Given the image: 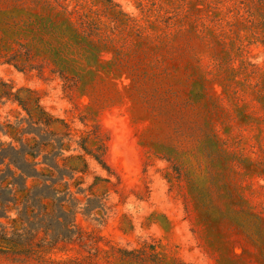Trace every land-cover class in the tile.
Segmentation results:
<instances>
[{
	"label": "rangeland",
	"instance_id": "1",
	"mask_svg": "<svg viewBox=\"0 0 264 264\" xmlns=\"http://www.w3.org/2000/svg\"><path fill=\"white\" fill-rule=\"evenodd\" d=\"M33 1L0 0L10 16L0 23V78L39 91L72 134L34 127L0 100V130L13 124L41 141L0 135V201L10 205L0 204V230L8 212L42 245L98 230L102 246L158 238L192 264H264V27L249 0H112L121 21L102 0ZM50 5L59 35L22 48L15 21ZM77 154L89 162L82 192L52 204L47 185L73 183L61 159ZM88 248L59 241L43 259L0 264H60Z\"/></svg>",
	"mask_w": 264,
	"mask_h": 264
},
{
	"label": "trees",
	"instance_id": "2",
	"mask_svg": "<svg viewBox=\"0 0 264 264\" xmlns=\"http://www.w3.org/2000/svg\"><path fill=\"white\" fill-rule=\"evenodd\" d=\"M102 1L107 3L111 7V9H113V19L115 21H121V14L125 13L119 9L120 5L112 0ZM33 2L35 3V6H44L48 4L47 3L41 5V0H34ZM263 8L264 0H249V15L252 16L253 19L258 20V24L261 27H264V17L262 15ZM7 9H9V6H7ZM2 11L3 10H1L0 8V13ZM34 12H36V14H27L21 19L15 21L16 26L14 25V27L12 28L13 30H15L13 32V34L16 35L15 41L20 46H22V48L24 47L26 49H29L32 45H35V43L36 45H47L48 43H51L53 38H56L59 35V31H61L60 28H58V20L54 18L53 12H55V10L51 5L43 9L34 8ZM63 16L65 17V15ZM9 17L10 16L8 15H5L3 17L0 15V23L3 21L5 22V19H8ZM87 23L91 22L88 21ZM81 27L91 28L90 26L85 25H81ZM94 27H98V25H95ZM18 28L27 29V32L22 31L23 34H20ZM0 32L6 33L2 29H0ZM10 32H12V30ZM105 42L111 41L108 40ZM61 74L64 76V78L67 77L65 70L62 71ZM1 99H8L12 100L14 103H17L22 111L26 114V121L34 127H38L40 129H51V127L59 126L58 130L57 128L53 129L55 134L62 133V135L65 136L72 134L66 133L65 129H68L69 125L64 119L56 117L47 110L46 106L42 103V95L35 89H31L29 87H21L19 89H15L12 84L7 83L2 78H0V100ZM21 129L23 132V128ZM2 134L9 136L16 142H20L22 140H25L27 142L34 141L35 144L32 147L41 146V141L37 137L21 138L19 135V128L13 124H2L0 135L2 136ZM26 134L31 135L36 133L34 131H28L26 132ZM42 145L48 146L49 144L43 143ZM5 154L6 153H0V161L3 159ZM34 154L37 156L43 153H30L29 155L34 159ZM93 156L99 161L100 164L104 165L100 156L95 155L94 153ZM61 160H63L66 166H69L73 183L69 184L68 182H62V178L60 177L58 178V180L50 182L47 187H53L54 193L52 198L45 199H49L52 204H65L73 202L74 190L78 189V193L82 192L80 185L83 184V181L82 177L78 174H86L89 171V162L86 159V155L77 154L64 157L62 156ZM1 165H3L2 162H0V166ZM8 165L11 167L15 164L11 160ZM16 168L20 175H24L25 177L28 176V173L24 169L17 166ZM47 175L50 177L55 176L52 172ZM101 181L105 180L101 179ZM92 187L93 186H91L87 190L89 192L92 191ZM21 192H26L27 194L29 193V191L25 189H22ZM61 195L65 196L68 199H63ZM0 204H4L5 207L10 206L9 203H6V201H4L3 199L0 201ZM1 216L3 219L8 221L9 227L8 229L3 227L0 230V256L13 257L15 259L37 258L38 260H40L44 258V255L51 252L50 248L56 247L59 241H67L69 243L78 242L80 246L85 245L89 248L86 249V252L84 253L80 252V256L69 258L65 261L60 262V264H192L186 262L179 256L172 255L169 252L168 247L163 243L161 239L158 238L138 241L135 246H124L120 243L106 244L105 246H102L100 243L101 241H103V236L101 235V231L98 230L88 233L86 232L80 236H77L75 239L71 237L61 240L50 238L48 240L49 243L42 245V242L46 241L45 237L39 238V233L34 234L30 232H23L26 220L21 214H19L17 217H11L9 213L6 212ZM124 224L128 226V229H132L131 223H127V218L124 220ZM64 226L66 227L65 233L58 237L66 238L67 232L72 233V231L74 230L73 227L75 226L74 221L65 223ZM46 228L49 229V227Z\"/></svg>",
	"mask_w": 264,
	"mask_h": 264
}]
</instances>
